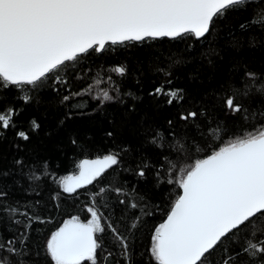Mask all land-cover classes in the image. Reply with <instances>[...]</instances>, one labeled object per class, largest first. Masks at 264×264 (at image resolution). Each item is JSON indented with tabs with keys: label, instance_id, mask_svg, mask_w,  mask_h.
Listing matches in <instances>:
<instances>
[{
	"label": "snow or ice",
	"instance_id": "snow-or-ice-1",
	"mask_svg": "<svg viewBox=\"0 0 264 264\" xmlns=\"http://www.w3.org/2000/svg\"><path fill=\"white\" fill-rule=\"evenodd\" d=\"M260 4H264V0H260ZM259 6L252 0H0V93L21 90L23 94L18 95V99L28 105L34 100L28 91L40 92L49 86V81L67 84L61 72L71 71L81 58L104 52L109 44L162 37L199 40L211 34L219 21ZM240 28L253 33L250 46H255L256 33H264V10L253 11ZM233 46L238 47V42L234 41ZM212 54L214 50L205 55ZM209 63H212L210 58ZM111 71L120 77L126 74L123 66ZM26 86L28 90L24 91ZM229 88V93L214 92L212 101L225 109L226 116L240 114L241 119L247 121L250 109L237 99L264 98V78L246 71L241 84L230 82ZM115 90L119 92V88ZM79 95L81 92H69L61 102ZM149 95H163L168 105L174 102L179 105L185 99V90L169 88L165 91L161 84ZM114 99L118 97L105 91L100 102ZM132 99L137 98L132 96ZM126 110L130 118L136 111L135 104L128 105ZM21 111L22 108L11 105L0 110V130L13 129L16 138L28 141L29 133L35 132L39 124L33 118L28 130L22 127L17 130L15 117ZM251 115L264 117V111ZM201 119L205 120L207 128L199 123ZM179 120L185 124L191 122L198 134L209 141L203 147L210 151L180 169L181 174L175 179L166 181L178 186L181 194L171 203L163 222L155 227L146 264H264V124L214 146L212 133L222 140L230 131L226 122L217 120L212 124L206 108L180 112ZM167 123L171 129L174 121L170 119ZM144 134L148 143L161 148L163 144L157 142L164 141L165 135L175 137L174 131L165 134L153 127L146 128ZM107 135L112 137L113 133L109 131ZM201 147L198 142L188 145L190 151ZM164 159L168 161L167 156ZM16 163L23 164L20 160ZM119 163V152L82 159L76 165L78 173L60 177L59 186L64 193L73 194L92 185ZM148 167L149 164L144 163L136 174L145 177ZM113 191L117 195H128L121 188ZM105 192L102 186L94 196ZM6 196V192L0 191V214L20 215L29 222L19 237L6 241L0 237V264H121V261L136 264L138 257L128 243L129 238L121 235L110 221H105L95 202L87 207L90 214L87 222L72 216L51 232L42 250H30L26 237L32 221H46L16 206L3 204ZM119 203H127L132 210L138 208V204L130 200L121 199ZM135 219L138 221L140 217ZM137 227L134 222L130 230ZM106 228L119 242L116 256L104 249L99 240ZM99 252H103L102 259H98ZM217 252L220 255L214 261L212 257Z\"/></svg>",
	"mask_w": 264,
	"mask_h": 264
},
{
	"label": "trees",
	"instance_id": "trees-1",
	"mask_svg": "<svg viewBox=\"0 0 264 264\" xmlns=\"http://www.w3.org/2000/svg\"><path fill=\"white\" fill-rule=\"evenodd\" d=\"M252 2L259 4V8L219 21L211 34L199 40L163 37L109 44L104 52L81 58L71 71L61 72V78L67 80V84L49 81V86L40 92L28 91L34 97L28 105L18 99V95L23 94L21 90L0 93V110L8 105L23 109L15 117L17 130L21 127L28 130L33 118L39 124L35 132L29 133L28 141L16 138L13 129L0 130V191L7 193L3 204L16 206L20 211H28L46 221H32L26 237L30 250H42L51 232L64 220L78 216L85 221L89 215L87 207L95 202L105 221H110L121 235L129 238L128 243L138 257L136 264H146L151 235L181 193L178 186L166 181L175 179L181 174L180 169L187 168L210 151L203 147L209 141L198 134L196 127L191 122L185 124L179 120L180 112L206 108L212 124L217 120L226 122L230 131L222 140L212 133L214 146L264 124V117L256 115L253 118L251 115L264 111L262 97L237 99L250 109L247 121L242 120L240 114L226 116L225 109L212 101L214 92H230V82L239 86L246 71L264 78V33H256V45L250 46L253 33L240 28L253 11L264 10L260 0ZM234 41L238 42V47L233 46ZM213 50L210 57L205 55ZM116 66L125 67V76H117L111 71ZM169 79L172 83L166 84ZM161 84L165 91L184 89L182 104L168 105L166 96L149 95ZM27 90L26 86L24 91ZM105 91L118 99L101 104ZM69 92H81V95L62 103V97ZM132 96L137 99L134 101ZM131 104H135L136 111L129 118L126 109ZM170 119L174 121L171 129L167 123ZM199 123L208 127L204 119ZM148 127L158 128L165 134L174 131L175 137L165 135L164 141L157 142L163 147H157L148 143L144 134ZM109 131L113 133L112 137L107 135ZM74 139L75 144L72 143ZM194 142L202 147L190 151L188 145ZM110 152L120 153L119 165L73 194L62 191L58 179L77 174L76 165L80 160L95 159ZM17 160L23 164H17ZM144 163L149 167L145 169V177L141 178L136 173ZM102 186L106 188L105 194L94 196ZM115 188H121L128 195H117L113 191ZM121 199L136 202L138 208L132 210L127 203L120 204ZM136 217L140 219L137 221ZM28 222L20 215L0 214V237L5 241L19 237ZM134 222L138 227L130 230ZM99 240L104 249L113 252L114 256L118 254L119 242L107 228ZM219 255V252L215 253L212 259L216 261ZM102 256L103 252H99L98 259Z\"/></svg>",
	"mask_w": 264,
	"mask_h": 264
},
{
	"label": "flooded vegetation",
	"instance_id": "flooded-vegetation-1",
	"mask_svg": "<svg viewBox=\"0 0 264 264\" xmlns=\"http://www.w3.org/2000/svg\"><path fill=\"white\" fill-rule=\"evenodd\" d=\"M88 219H90V214L88 215V218H87L85 221H83V222H87ZM54 231H55V230H54Z\"/></svg>",
	"mask_w": 264,
	"mask_h": 264
},
{
	"label": "water",
	"instance_id": "water-1",
	"mask_svg": "<svg viewBox=\"0 0 264 264\" xmlns=\"http://www.w3.org/2000/svg\"><path fill=\"white\" fill-rule=\"evenodd\" d=\"M163 38V37H162ZM167 38V37H166ZM145 39H151V38H145ZM156 39H160V38H156ZM133 42H139V41H133ZM181 194V193H180Z\"/></svg>",
	"mask_w": 264,
	"mask_h": 264
}]
</instances>
